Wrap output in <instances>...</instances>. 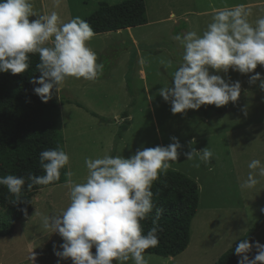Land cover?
Segmentation results:
<instances>
[{"label": "rangeland", "instance_id": "1", "mask_svg": "<svg viewBox=\"0 0 264 264\" xmlns=\"http://www.w3.org/2000/svg\"><path fill=\"white\" fill-rule=\"evenodd\" d=\"M31 0L33 11L55 10L64 22L86 19L101 3L118 5L127 0ZM148 23L134 28L96 34L88 46L97 54L104 70L94 81L68 77L59 93L62 104L57 130L63 134L69 155L68 171L79 183L87 176L86 158L104 155L131 157L137 150L167 146L177 137L182 145L169 169L184 173L200 188L199 210L192 222L191 243L176 257L145 254L148 264H216L251 230L255 242L264 244V178L253 189H241L253 159L264 162V90L260 81L250 83L255 73L241 74L229 69L211 74L226 82L240 81L241 96L236 103L221 107L202 105L173 114L171 103L159 95L171 85L173 73L182 61L183 46L173 37L187 31L202 35L212 22L214 9L243 4L252 10V22L264 16V0H145ZM67 14H70L67 17ZM174 15V17H172ZM36 19L35 16L30 17ZM255 72L264 76V65ZM133 92V93H132ZM132 102L134 105L132 106ZM80 103L82 106H79ZM219 111H222L220 113ZM93 113H96L95 116ZM128 117L124 118V114ZM127 125L121 138V126ZM209 147V163L187 160L185 152ZM199 164V167L196 166ZM67 180V179H66ZM66 181L39 190L33 197V211L16 223L11 236L0 239V264H73L71 258L55 255L64 242L58 233L40 226L38 213L58 214L70 203ZM8 193L0 191V211L7 210ZM132 264V261L126 262Z\"/></svg>", "mask_w": 264, "mask_h": 264}, {"label": "clouds", "instance_id": "2", "mask_svg": "<svg viewBox=\"0 0 264 264\" xmlns=\"http://www.w3.org/2000/svg\"><path fill=\"white\" fill-rule=\"evenodd\" d=\"M62 0H53L58 8ZM36 19L31 20L30 17ZM252 10L245 5L214 9L212 22L202 35L187 31L173 37L184 49L182 61L173 73L172 84L164 85L159 95L171 103L173 114L202 105L225 106L236 103L241 96L240 81L226 82L209 69L227 72L229 69L241 74L255 73L250 83L260 81L264 90V76L255 72L264 65V16L252 22ZM95 35L91 25L81 17L64 22L55 10L46 14L33 11L31 0H0V72L13 75L26 72L30 67V54L39 55L36 69L39 79L32 78L34 88L42 101L52 99L54 91L60 93L68 77L94 81L103 73L104 64L97 62V54L88 46ZM167 146L137 150L131 157L104 155L86 158L88 170L83 182H75L72 171L65 173V186L69 189L70 203L58 214L40 216V226L51 233H58L63 243L55 255L61 259L71 258L73 264H148L145 252L157 246L159 226L145 234L141 221L153 211V182L166 173L170 162L176 161L182 148L177 137ZM187 160L198 158L209 163L214 156L209 147L192 148L185 152ZM69 155L59 146L40 153L44 174L29 175L33 185H49L60 180L61 170L69 165ZM199 167V164H196ZM247 178L241 189H253L264 178V162H249ZM25 178L14 174L0 176L15 197L23 201ZM27 215V210L24 209ZM163 209H156L157 218ZM95 248V254L92 249ZM256 249L254 258L248 253ZM241 257L238 264H264V244L253 245L242 240L235 248ZM35 264L36 255L29 257Z\"/></svg>", "mask_w": 264, "mask_h": 264}, {"label": "trees", "instance_id": "3", "mask_svg": "<svg viewBox=\"0 0 264 264\" xmlns=\"http://www.w3.org/2000/svg\"><path fill=\"white\" fill-rule=\"evenodd\" d=\"M85 21L91 25L95 34L134 28L148 23L147 6L145 0H127L118 5L101 3ZM37 63L39 55L30 54V67L26 72L15 75L11 72H0V176L14 174L26 180L21 194L23 201L15 202L13 194L0 185V191L4 189L10 198L7 210L0 211V239L14 233L16 223L25 216L24 209L27 214L33 211V197L39 190L62 184L67 179L66 166L61 170L59 181L47 186L33 185L31 190L27 187L31 182L27 179L29 175L44 174L40 153L58 146L64 150L63 134L56 128L59 106L72 103L62 100L55 91L52 99L47 102L35 94L34 88L40 85L31 81L33 77L39 79L41 75L36 69ZM123 117H128V114L125 113ZM127 127L121 126L118 138L122 137ZM152 191L154 208L141 221V225L143 232L147 234L154 226L153 220H156L160 229L159 242L157 246L146 250L145 254L176 257L187 249L191 241L192 222L200 203L199 185L184 173L168 169L153 182ZM159 208L163 209V213L157 218L156 209ZM242 240H248L255 245L254 230L240 238L216 264H238L241 257L235 253V248ZM92 252L95 254L94 247ZM248 255L254 258L255 247Z\"/></svg>", "mask_w": 264, "mask_h": 264}, {"label": "crops", "instance_id": "4", "mask_svg": "<svg viewBox=\"0 0 264 264\" xmlns=\"http://www.w3.org/2000/svg\"><path fill=\"white\" fill-rule=\"evenodd\" d=\"M63 1V0H62ZM50 2V1H49ZM45 3H47V0H45ZM50 6H54V4H53V2H50ZM55 7V6H54ZM70 14H67V17L69 16ZM172 17H174V15H172ZM120 31V30H119ZM119 31H115V32H119ZM109 33V32H108ZM96 35V34H95ZM61 88H62V86H61ZM64 105V104H63ZM63 105L61 104L60 106H59V116H58V120H59V118H60V115H61V110H62V107H63ZM57 120V125H58V123H59V121ZM65 138V137H64ZM64 141H65V139H64ZM199 210V209H198ZM198 213V212H197ZM197 215V214H196ZM196 217V216H195ZM194 220V219H193ZM261 225V224H260ZM260 225L256 228V230H254V239H255V236H256V232H257V230H258V228L260 227ZM190 243H191V241H190ZM190 243H189V245H190ZM189 247V246H188ZM233 247V246H232ZM170 258H172V257H170Z\"/></svg>", "mask_w": 264, "mask_h": 264}]
</instances>
